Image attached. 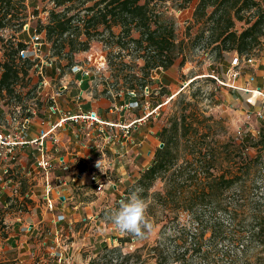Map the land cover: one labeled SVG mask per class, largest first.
Wrapping results in <instances>:
<instances>
[{"label": "rangeland", "instance_id": "1", "mask_svg": "<svg viewBox=\"0 0 264 264\" xmlns=\"http://www.w3.org/2000/svg\"><path fill=\"white\" fill-rule=\"evenodd\" d=\"M198 1L152 2L151 6L156 7L163 19L174 23L176 40L183 43L184 48L179 53L177 64L171 68L177 81L173 89H170L164 86L166 83L163 78L155 80V72L152 73V81L147 84L155 93L151 98L154 107L162 104L160 117H150L147 124L139 130L140 133L145 132L154 138L153 145L150 146L152 155L148 154L146 161L137 158L136 164L139 168L134 167V164H122V169L111 175L115 180L124 181L120 188L124 189L127 197L135 189H142L140 196L145 201V215L153 225V231L138 239L114 230L106 223L105 218L109 210L118 208L120 195L109 192L97 194L87 182L85 187L89 189L83 187L86 190L80 189L76 192L79 194L90 190L87 197L93 200L92 210L99 216V220L106 223L107 232L102 234L98 225H89L78 239L64 236L61 246L57 247L48 237L44 239L38 236V233L37 236H29V232H25L27 228L33 230L32 218H18L30 212L29 208L34 204L26 198L19 200L13 196V199L7 198L6 206H0V264H90L98 258L99 264H107L102 258L106 256L107 259L110 250L115 249L119 250L112 253L115 257L120 253L132 254V262L140 257L142 264H157L160 254L154 250L156 247L157 250L161 249L167 258L166 264H182L184 260H187L188 264H264V230L263 234L259 235V229L264 225V144L255 147L259 132L264 131V118L256 116L261 105H255L257 110H254V114L250 109L245 112L236 106V102L225 90L227 86L224 81L231 70V59L236 53L224 52L222 57L216 58L214 46H204L201 41L196 40L206 27L203 22L196 21L193 15ZM259 1L264 4V0ZM26 4L29 17L23 31L16 32L15 28L0 31V61H5V49L10 50L8 40L16 37L24 40L30 50L31 63H34L31 68L28 63L24 67L29 70L34 80L32 83L27 79L20 81L15 88L17 97L4 93L0 96L1 124L6 123L4 117L7 114L16 112V105L22 106H18L21 108V114L32 111L37 114V119L45 116L53 94L48 96L44 92V86L39 88L42 74L45 79H52L54 90L63 82L76 87L78 78L75 76L80 74L74 76L72 68L67 66V58L54 56L50 44L46 46V42L40 40L42 46L36 49L32 42L34 34L30 28L47 24L52 3L26 0ZM36 9L38 15L34 14ZM77 9L80 11L83 8L78 6ZM84 13L82 11L81 15ZM245 15L246 19L251 21L257 19L255 9ZM248 26L246 21H236L235 30L240 33ZM114 30L115 33L120 32L118 27ZM206 36L208 32L205 33ZM95 39L91 40L87 51L75 55V62L93 70V87L99 86L97 89L100 90V95L96 93V98L116 100L120 106L133 100L126 95L132 90L131 85L142 94L143 83L128 75L141 76L143 60L136 59L135 52L131 55L127 54L128 51L119 54L120 50L115 45L109 47L101 42V39ZM111 51L113 62L108 59V53ZM251 55L252 58L264 56V36H261ZM182 58L185 59L183 66L180 65ZM211 58L213 59L210 60ZM121 61L128 66L123 67ZM46 63H52V66L43 67ZM40 67H43L42 71ZM92 76L81 73L79 78L82 84L87 86ZM125 96L126 101L123 100ZM139 112L144 115L141 110L130 111L127 115L129 118H136L139 117ZM183 119L189 125L186 135L181 132H169L176 139L171 146L173 165L168 171L159 172L151 187L141 188L137 183L155 162L156 151L163 143V129L175 128L174 124L182 123ZM151 128H154L158 139L155 134L152 135V131L149 132ZM169 134L166 133V136ZM240 142L245 143V146H242L244 154L237 146ZM206 152L213 154L212 173L216 182L225 174L227 179L235 178V183L228 189L220 188V184L215 183L214 192L204 200L201 190L209 186L208 182L206 184L202 174L198 173L195 180H191L189 175H193V172L202 166L200 163L205 162ZM176 171L180 173L177 179L173 176ZM85 233H88V237L84 240ZM70 245L73 248H70ZM64 248L66 252L60 251Z\"/></svg>", "mask_w": 264, "mask_h": 264}, {"label": "trees", "instance_id": "2", "mask_svg": "<svg viewBox=\"0 0 264 264\" xmlns=\"http://www.w3.org/2000/svg\"><path fill=\"white\" fill-rule=\"evenodd\" d=\"M42 1H48L53 5L52 9L49 10L48 22L47 24H40L36 28L31 27L30 31L32 34L41 35L42 42L51 45V52L54 56L66 57L69 68L79 65L80 62H75V55L78 52L87 51L91 40L101 39L100 41L109 47L115 45L120 50L119 54H123L124 51H128L127 54L130 55L136 53L135 58L143 60L144 64L140 68L142 75H128V77H133L136 81L143 83L141 87L144 88L148 86L149 81H152L153 72L169 71L174 67L177 64V59H179V53L184 48L183 43H178L176 40L174 23L163 19L161 13L156 11V7L151 6L154 0ZM88 3L91 5L87 6ZM78 6H82L83 9L79 11ZM263 6L264 4L259 0H199L193 15L196 21L203 22L206 27L201 36L196 37V40L201 41L204 46H214L216 58L222 57L224 52H235L240 57H252V50L260 42L261 36H264ZM254 9L257 19L255 21L246 19L245 14ZM27 10L26 0H0V31L15 28L16 32L21 33L28 24ZM82 11L85 12L84 15H81ZM34 14H39L37 9ZM236 21H246L249 26L239 33L235 30ZM117 27L120 28L119 33H115L114 29ZM207 32L208 36L205 37ZM106 38L107 40L110 38V40L107 41ZM7 42L10 50L5 49V61H0V96H3L4 93L17 97L15 88L19 82L27 79L29 83H32L34 80L24 65L28 63L29 68H31L34 63H31L32 58L30 56L24 57L22 55V52L29 51L24 40L16 37ZM112 54L113 51L108 53L110 62H113ZM121 63L123 67L128 66L123 61ZM184 64L185 59L182 58L180 65L183 66ZM131 89L136 88L131 85ZM19 98H21L20 95ZM18 106L22 108L21 105H16V107ZM182 121V123H175V128L163 129L162 142L164 146L157 149L154 164L138 181L137 184L141 188L143 186L145 188L151 187V183L156 179L159 172L168 171L173 165L171 146L176 139L169 132H181L186 135L189 125L185 123V119ZM166 133L169 134V136L167 135L168 138ZM259 134L255 147L264 144V131L261 130ZM243 145L245 146V143L240 142L237 146L242 150ZM241 153L244 154V151L242 150ZM205 154V162L200 163L202 166L198 167L193 175H189L191 180H195L199 174H202L206 184L208 182L209 186L201 190V196L204 195V200L214 192L215 183L220 184L219 187L223 189L232 188L235 183V178L227 179L225 174H222L216 182L212 173L213 163H211V159L213 154L208 152ZM179 174V171H176V174H173L174 178L177 179ZM147 181L150 183L148 184ZM263 226L259 229V235L263 234ZM154 250L160 254L157 258V264H166L167 258L162 250L159 248L157 250V247ZM113 252H119V250H110L108 258L106 259V256L102 258L106 260L107 264H142L140 257L132 262V254L120 253L115 257ZM99 260V258L93 260L90 264H99ZM182 264H188L187 260L182 261Z\"/></svg>", "mask_w": 264, "mask_h": 264}, {"label": "built area", "instance_id": "3", "mask_svg": "<svg viewBox=\"0 0 264 264\" xmlns=\"http://www.w3.org/2000/svg\"><path fill=\"white\" fill-rule=\"evenodd\" d=\"M40 40L41 35L34 34L32 42L36 49L41 45ZM29 51L22 52V55L30 56L28 55ZM253 59L235 54L231 59L233 70L229 71L227 82H231L234 77L239 76L238 68L242 66L243 62L252 63ZM46 65L43 67L48 68L52 66V63H46ZM43 67H40V71L43 70ZM72 72L89 76L93 70L84 69L82 65L77 64L72 67ZM43 86H47V81L42 74L39 88ZM64 89H66L65 86L63 89L58 88L51 96L46 110L48 118L45 115L37 119V114L32 111L29 114H21V108L16 107V112L9 113L4 117L6 123H0V195L7 188H10L13 193L19 192V188L11 187L14 183L13 170L17 166L19 152L31 148L33 161L28 168H25L24 176L32 179L36 184L41 182L43 187L42 202L46 204L49 211L55 210L56 203L65 201L62 194L65 191L64 187L70 186V184H74L76 188L79 187L76 185L77 180H84L85 174L88 177V184L97 194L118 193L120 201L125 200L127 195L123 191L124 189L120 188L124 181L115 180L111 175L122 169L124 156L129 153L128 148L137 144L135 135L139 133L140 128L147 124L150 117L154 119L160 117L159 111L162 104L154 107L151 98L155 93L150 90L149 86L144 87L142 94L131 90L126 95L133 100L114 108V111H124L126 115L110 120L102 118L95 110L79 109L74 111L60 108L56 103V98L63 95ZM258 93L261 96L259 100L261 106L256 112V116L264 118V93L261 94L260 90ZM135 110L143 111L144 115L129 118L127 113ZM1 116L0 114V118ZM36 122L39 123L41 130L34 136L31 132ZM68 131H72L74 141L87 151L81 159V162L87 166V171L84 170L82 173H75L71 176L68 175L70 174L69 164L61 156L60 149V134ZM152 134L154 133L152 132ZM163 146L164 143H161V148ZM57 169L61 170L63 174H57ZM63 218V215L59 216V219Z\"/></svg>", "mask_w": 264, "mask_h": 264}, {"label": "crops", "instance_id": "4", "mask_svg": "<svg viewBox=\"0 0 264 264\" xmlns=\"http://www.w3.org/2000/svg\"><path fill=\"white\" fill-rule=\"evenodd\" d=\"M46 46H48L47 43ZM82 66L84 69H86L84 67V64ZM231 70H233L232 67ZM238 70L240 73L239 76L234 77L231 82H227L229 73L227 74V77L224 81L226 82L225 86H227L225 87V90L228 91L234 102H236V106L240 107V109H242L243 111L245 110V112H247V109H250L254 114V110H257L255 108V105L261 103L259 101L261 99V96L258 93V90H260L261 94L264 93V56L262 58H254L252 63L243 62L242 66L238 68ZM75 75L76 74H74V76ZM80 75L81 73L75 76L76 78H78L76 87H71L68 83L66 84L64 82L60 87H58L59 89H63L64 86L66 87V89H64L63 95L56 98V103L60 108H62L63 110L74 111L79 109L85 111L95 110L102 118L110 120H114L119 117L122 118L126 115V112L124 111H114V108L119 106L116 100L113 101L112 99H105L102 97L96 98L100 90L97 89L99 88V86L97 88L93 87V82L95 81L94 72L89 75L92 76V79L90 80L89 84H87V86L85 84L80 85V83H82L79 78ZM157 78H163L164 82L166 83L164 86H167L170 89H173V86L176 83L175 81H177L172 70L155 71L154 79L157 80ZM45 80L47 81V86L44 87V92H46L48 96L54 94L58 90V88L54 90L51 84L52 79L50 80L49 77H47ZM96 93L98 94L96 95ZM126 98L127 96H125L123 100L126 101ZM0 114L2 113L0 112ZM45 115L46 118L49 117V115H47L46 113ZM141 115L142 113L139 112V116ZM34 125L35 126L33 127L31 134L35 136L37 135L39 130H41V128L38 122L34 123ZM151 131L155 134V137H157L154 128H151L149 132ZM72 135V131L60 134L61 156H63L64 160L69 164L70 174L68 175L70 176L75 173H82L84 170L87 171V166H85V164L81 162V159L84 157L87 151L83 150L79 143L74 141ZM135 139L137 144L128 148L129 153L124 156L126 160L123 159V165L134 164V167H138V165L136 164L137 158H139L138 160L143 158V160L146 161L148 159V154H151L152 152L150 146L153 145V137H149L147 134H145V132H139L135 135ZM156 139H158V137ZM32 152L33 150L31 148H27L19 152L18 163L13 170L14 183L11 186L19 188V192L13 193L10 188H7V190L2 192V194L0 195V206H6L7 204H5V201L7 200V198L13 199V196L17 197L19 200L26 198L27 201H30L32 204H34V206L29 208L30 212L26 213L27 216L25 215L24 217L18 218H32L31 227H33V230L25 228V232H29V236H32L33 234L37 236L36 233H38V236H42L44 239L48 237L50 242L57 245V247L61 246V242L63 241L64 236L67 238L73 237L78 239L83 233L84 229H86L89 225H93V227L94 225H98L100 228V233L105 234V232H107L106 223L102 220H99V216L95 215L91 207L93 205V200L92 198L87 197L90 193V190L86 191V193L79 192L78 194V192H76L80 189L82 190L84 188H88L85 187L88 178L86 174L84 176V180H77L76 185L79 187L76 188L74 184H70V186L64 187L65 191H63L62 194L65 201L56 203L54 211H49L46 208V204L42 202L43 187L41 186V182H38V184H36V182L34 183L32 179L27 177L25 178L24 176L25 168H28L32 164ZM56 173L63 174V172H61V170L59 169L56 170ZM27 195L28 197H26ZM60 215H63L64 218L59 219ZM24 227L25 225H23L22 231H24ZM87 235L88 233L84 234V240L88 237ZM74 243L75 242H73L72 244L75 245ZM70 248L73 247L70 245ZM60 251L66 252V249L64 248V250Z\"/></svg>", "mask_w": 264, "mask_h": 264}, {"label": "clouds", "instance_id": "5", "mask_svg": "<svg viewBox=\"0 0 264 264\" xmlns=\"http://www.w3.org/2000/svg\"><path fill=\"white\" fill-rule=\"evenodd\" d=\"M141 192L142 189H135L125 200L120 201L118 208L109 210L105 218L114 230L138 239L153 231V225L145 215L146 204L140 196Z\"/></svg>", "mask_w": 264, "mask_h": 264}]
</instances>
